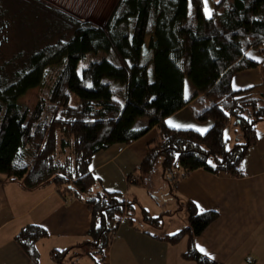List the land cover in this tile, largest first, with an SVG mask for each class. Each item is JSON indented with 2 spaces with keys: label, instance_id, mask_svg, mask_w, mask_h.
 Returning a JSON list of instances; mask_svg holds the SVG:
<instances>
[{
  "label": "trees",
  "instance_id": "16d2710c",
  "mask_svg": "<svg viewBox=\"0 0 264 264\" xmlns=\"http://www.w3.org/2000/svg\"><path fill=\"white\" fill-rule=\"evenodd\" d=\"M224 1L209 17L203 0H117L102 25L73 20L68 40L34 52L27 68L10 78L0 71V173L28 189L51 184L63 197L85 200L91 225L83 246L92 257L103 261L122 218L133 223L138 204L100 187L91 170L98 152L131 145L156 127L158 137L138 167L141 175H151L160 162L164 174L172 173L170 181L196 169L245 176L244 160L264 121V92H253L258 85L235 89L233 81L240 72L259 68L264 88V63L246 56L251 49L264 54V0H233L220 12ZM83 60L87 65L79 71ZM48 78V92L33 110L19 102L29 90L44 89ZM186 78L194 85L188 97ZM187 106L198 122H213L205 134L167 126L166 118ZM140 118L148 123L136 128ZM232 118L244 141L229 148L225 130ZM188 205L190 225L163 239L178 243L188 237L185 259L216 264L194 239L218 213H197L194 203ZM143 216L161 224V217L145 209ZM45 234L35 228L21 233L19 241L31 249ZM65 252L53 257L58 261Z\"/></svg>",
  "mask_w": 264,
  "mask_h": 264
},
{
  "label": "crops",
  "instance_id": "0c3cea01",
  "mask_svg": "<svg viewBox=\"0 0 264 264\" xmlns=\"http://www.w3.org/2000/svg\"><path fill=\"white\" fill-rule=\"evenodd\" d=\"M246 56L264 63V54L257 49L249 50ZM248 79L258 85L253 92L261 95L264 89L259 86L262 82L259 68L237 74L234 88L253 86H235L237 80ZM192 103L195 106L197 102ZM169 121L178 127L171 126ZM166 124L171 128L192 129L205 134L213 122H198L191 107L187 106L166 118ZM157 137L158 129L154 127L131 145H113L94 156L91 170L99 179L100 187L122 193L127 201L134 198L138 201L131 217L134 222L129 216L122 218L112 242L104 251L103 261L95 260V256L88 260L85 256L89 247L83 244L89 239L91 225L85 200L76 196L63 197L51 184L28 189L22 181L11 180L0 173V264H64L66 259H71L72 264H198L183 257L188 249V237L178 243L163 239L190 224L186 225L184 220L174 223L173 210L160 207L153 199L150 202L156 214L149 212L136 197L129 198L131 185L150 187L149 190L157 188L156 175L145 177L138 170L150 143ZM243 167V177L196 169L179 180L170 181L173 201L179 209L187 207L190 220L193 214L189 202L195 204L197 213H218V217L194 239L197 249H205L207 255L200 252L216 264H264L263 127L257 126V143L250 147ZM143 209L152 217H161V224L145 220ZM35 228L46 234L27 249L19 241V236ZM55 251L66 252L56 261L53 257Z\"/></svg>",
  "mask_w": 264,
  "mask_h": 264
},
{
  "label": "rangeland",
  "instance_id": "374dc122",
  "mask_svg": "<svg viewBox=\"0 0 264 264\" xmlns=\"http://www.w3.org/2000/svg\"><path fill=\"white\" fill-rule=\"evenodd\" d=\"M221 1L208 0L206 7L211 12V16L214 13L216 4ZM232 1L225 0L219 11H223ZM116 2L117 0H0L1 39L3 40V43L0 45L1 75L10 78L16 72L27 68L29 58L34 52L59 40H68L74 29L73 20L84 21L86 19L87 21L102 25ZM203 7L206 16H209L208 11L205 10L204 0ZM149 39L148 36L147 42ZM86 65L87 61H80L78 70L82 71ZM254 83L253 79L246 81L237 80L235 86L241 87L247 84L253 85ZM50 85L51 80L48 78L44 89L35 88L29 90L25 96L19 99V102L28 105L33 110L37 105L41 93L48 92ZM193 91L194 85L189 78H186L185 93L187 97ZM234 121V118H232L231 123L225 130L229 148L236 142L244 141L243 133L239 126L234 125ZM147 123V118H140L135 123V127L139 128ZM257 126L258 128H264V121H259ZM153 175H156L157 188L149 190L151 189L150 187L131 185L130 200L136 197L150 212L155 208L150 202L153 199V201L161 205L160 207L164 206L173 210L172 217L175 219L174 223L184 220L185 224L189 225L191 222L189 210L186 206L183 209H179V206L173 201V195L170 193V178L172 173L164 174L162 165L158 162L150 177ZM65 186V184H62L60 188L64 189ZM154 212L157 213L155 210ZM85 256L88 260L89 258L92 259L89 253ZM99 259V255L96 254L95 260ZM63 262L64 264H72L71 259H66Z\"/></svg>",
  "mask_w": 264,
  "mask_h": 264
},
{
  "label": "snow or ice",
  "instance_id": "6c2138e0",
  "mask_svg": "<svg viewBox=\"0 0 264 264\" xmlns=\"http://www.w3.org/2000/svg\"><path fill=\"white\" fill-rule=\"evenodd\" d=\"M207 2H208V0H204L205 10L208 11V15H209V17H210V16H211V12H210V11L207 9V7H206V6H207ZM89 86H91V85H89ZM168 123H169L171 126H173V127H178V125L173 124V122H171V121H169ZM209 163L211 164L212 162L209 161ZM213 166H215V165H213ZM200 251H201V252H205V254L207 255L205 249L200 248Z\"/></svg>",
  "mask_w": 264,
  "mask_h": 264
},
{
  "label": "flooded vegetation",
  "instance_id": "af4514ba",
  "mask_svg": "<svg viewBox=\"0 0 264 264\" xmlns=\"http://www.w3.org/2000/svg\"><path fill=\"white\" fill-rule=\"evenodd\" d=\"M0 17H1V5H0ZM1 18H0V45L3 43V40L1 39Z\"/></svg>",
  "mask_w": 264,
  "mask_h": 264
}]
</instances>
